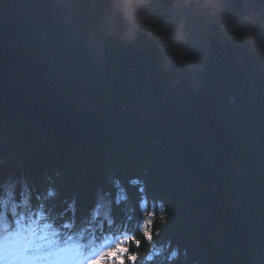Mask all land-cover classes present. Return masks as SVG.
I'll return each mask as SVG.
<instances>
[{"label": "trees", "instance_id": "1", "mask_svg": "<svg viewBox=\"0 0 264 264\" xmlns=\"http://www.w3.org/2000/svg\"><path fill=\"white\" fill-rule=\"evenodd\" d=\"M168 1L0 0V211L23 193L53 218H70L73 205L81 218L97 188L112 195L123 181L120 203H101L135 220L128 248L137 264L155 249L165 254L154 264L173 253L167 264H264V0H227L228 24L215 36L209 10L181 21ZM181 1L191 11L200 0ZM39 120L51 133L36 141ZM146 131L163 145L151 146V172L135 183L124 173L135 153L119 147L129 137L141 145ZM106 134L115 142L98 145ZM34 142L36 163L60 147L65 169L20 186L12 175ZM153 212L149 244L142 226Z\"/></svg>", "mask_w": 264, "mask_h": 264}, {"label": "snow or ice", "instance_id": "2", "mask_svg": "<svg viewBox=\"0 0 264 264\" xmlns=\"http://www.w3.org/2000/svg\"><path fill=\"white\" fill-rule=\"evenodd\" d=\"M3 203L5 208L10 207L13 219L9 222L7 216L0 212V264H92V257L96 256L98 250H88L85 244L78 243L71 235L61 239L60 233L51 224L40 223L44 220L42 215L36 216L31 212L18 215L17 208L20 205L11 200ZM156 218V213H148L146 223L142 226L143 239L149 244L158 235L153 227ZM159 219L166 220V217L160 216ZM106 221L109 227L115 223L111 217H106ZM62 227L70 228L71 224L64 223ZM132 239L139 247L140 240L135 237ZM125 258L137 264L138 257L130 255L123 242L105 256L99 257L101 260L110 259L112 264H126Z\"/></svg>", "mask_w": 264, "mask_h": 264}, {"label": "bare ground", "instance_id": "3", "mask_svg": "<svg viewBox=\"0 0 264 264\" xmlns=\"http://www.w3.org/2000/svg\"><path fill=\"white\" fill-rule=\"evenodd\" d=\"M169 1H172V2H169ZM169 1H168L169 4H167V5H168V8L171 11L170 14L173 15V17H176L178 20H181V21H189V18L192 17V14H194V13L200 14L202 8L205 9V10H209L210 11V17H211L212 20H209V19H206L205 20V24H206L207 32H208V35L209 36L210 35L211 36H213V35L215 36L216 34H219V31L221 29L220 28V25H223L224 24L222 26V28L225 29V27L228 24V21H227L228 19H226L227 16L224 18V15H227L226 14V11H225V8L227 6L226 5L227 4V0H200V1L196 2L195 9H193L191 11H189L190 9L188 8V5L190 6L191 3L188 2V1H185L184 3H182L181 0H169ZM181 8L185 9L186 11H182L180 13L179 11H181ZM219 21H221V22L219 23ZM215 30L217 32H215ZM227 30L229 32H232V33H235V34H238V35H243V32H244V29H242V30H239L238 29L237 30L235 27H232V28H228L227 27ZM235 30H236V32H234ZM186 34H188V33L186 32ZM186 34H184V35H186ZM221 37L226 40L225 43H228L229 42L228 41V38H229V33L228 32L223 33L221 35ZM230 37H234V34H231ZM236 55L239 56L238 53ZM253 60L254 59L251 58V61L252 62H253ZM245 61L249 62L248 59H246V57H245ZM255 63L258 64L257 61H255ZM223 94H224L225 98H227V100L230 101L229 102L230 104L235 105V103H236V97L234 96V94L229 93V92H224ZM261 101L264 102V95H263V99ZM256 102H258V101H255L254 103H256ZM35 121H37V119H35ZM33 127H34L33 128V132L37 136V137H35V140L36 141L39 138V134L40 135H42V134L48 135L49 133H51V132L47 133V131H45L43 129H39L36 126H33ZM47 129H49V127H47ZM62 136H60V137L62 138ZM34 144H35V142L32 144V146ZM23 157H25V156H22L20 158L23 159ZM62 162H59V166L60 165H63ZM27 168H28L27 167V160H22V164L20 165V167H18L16 169V173L12 175V179H13V182L14 183H17V184L18 183H21V184H32L33 183L31 180L28 179V175L24 173ZM40 168H41L42 172L39 173V176H40L39 178H46V177L43 176V171L44 170L47 171V169L45 167H43V166L40 167ZM39 178H37V179H39ZM140 178H142L145 181V179L143 177H139V179L136 178L134 180V182L135 183L140 182ZM84 179H85V177H84ZM37 183L39 184V181H37ZM119 183H121V184H117V180H114V179L111 178V184L112 185H115V184H117V186L119 185V187H117V189H115V192H113L112 195L110 194V192H108L106 190H103L102 188L101 189L97 188L96 189V193H95L96 196L94 198V202L91 205H89V206L86 207L87 211H86V214H84V215L89 216V215H91V213H94V214H96V215H98L100 217H104V216L108 215L109 213L104 210L106 206H103L104 203L102 204L101 203V200H103L104 202H106L108 200H115L117 202V204L120 203L122 196H126V194L123 192V189H122V185H123L124 182L123 181H119ZM43 184H44V185H42L43 187L47 186L44 182H43ZM1 190H2V187L0 188V195L4 194L6 192V190H2V191ZM259 195H263V194H259ZM259 197H261V196H259ZM10 198H12V197H10ZM129 198H128L127 201H129ZM11 201L14 202V203L17 202L15 200V198L14 199L12 198ZM164 208H165V206L161 202L158 205V209H164ZM71 210L75 214L80 215V213L77 212L78 208H77L76 205H73V207H71ZM2 212H3V210H2ZM97 213H99V214H97ZM146 260H147V262H150L149 257H147Z\"/></svg>", "mask_w": 264, "mask_h": 264}, {"label": "rangeland", "instance_id": "4", "mask_svg": "<svg viewBox=\"0 0 264 264\" xmlns=\"http://www.w3.org/2000/svg\"><path fill=\"white\" fill-rule=\"evenodd\" d=\"M261 77H262V75H261ZM96 117L97 118L100 117L98 115V113H96ZM39 124L43 125V123H42L41 120H39L37 122V126L36 127L39 128ZM103 124L105 126H107V128L109 129V125L106 122H104ZM35 125L36 124H34L33 126H35ZM50 127L53 130L56 129V128L53 127L52 124H51ZM143 128H144V126H143ZM132 129H133V133H134V127H132ZM141 129L142 128H140V130ZM155 130L157 131L158 129H155ZM109 132H110V129H109ZM116 132H118V131L116 130ZM61 139H63L62 142H64L65 145H68V147H69L68 150H72V149H75L76 148V141H73L70 138H66V136H64V135H63V137ZM66 139H68V141ZM132 139H134V138L133 137H129L127 141H126V139H122L123 141H126V143H125V146L127 145L126 148H125V146L123 144L122 145L120 144L122 142H118L119 145H121V147H119L120 149H128V147H129L135 153V156L133 157L134 162H133V164H131V168H132L133 171H130L129 172L127 170V171H124V173H125V175H128V174H136V176H139V177H143L144 178L145 176H147L151 172L150 169H149L148 160L150 159V157H152V154L153 153H156V152H152L150 150L151 146H154V144H155V145H157L159 147H162L163 142L160 141V139L157 137V133L156 132L154 133L153 131H150V132H147L146 131V135H144V132H143L141 136H138L137 137V140L140 141V144L141 145H139L137 143H134L135 141L132 140ZM108 141L115 142L114 141V138H112L111 135L110 136H107V134H106L102 138H99L97 140V144L100 145L103 142H108ZM56 150H57V152L56 151L53 152V150L52 151H47L46 150L44 153L42 152V154H39V160L37 161V163L39 165H37V163L35 161V154H31V152H29L28 149L26 150L25 156H26V160L28 161V164H27V167L28 168L25 170L24 173L28 175V179L29 180H31L34 183L37 180V178L40 177L39 176V173L42 172V170H41L40 167H42V166L47 169V171L46 170L43 171V176L46 177V178H48L46 175L49 176V174L50 175L52 174V175L57 176V177L60 176V175H62V172L64 171L65 168H64L63 165H60L59 166V162H62L64 160V156L61 155L62 152H63V150H61L60 147H58ZM155 155H153V156H155ZM84 157L85 156L83 155V158ZM64 162L65 161H63L62 163H64ZM101 162L105 163L104 164V168L106 166L108 167V164H106V162H107V158L106 157H104V159L102 157V161ZM84 163H85V159H84ZM35 166H37V167H35ZM18 167H20V165ZM88 167H89V170L88 171H90L91 173L96 172V168L93 167L92 164H90V166H88ZM90 172H88V174ZM18 184L20 186L23 185L21 183H18ZM262 239H264V237ZM263 246H264V244H263Z\"/></svg>", "mask_w": 264, "mask_h": 264}]
</instances>
